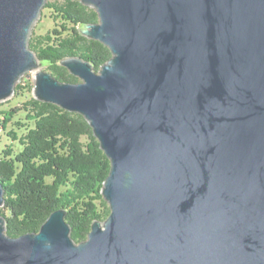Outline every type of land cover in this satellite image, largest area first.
Instances as JSON below:
<instances>
[{"label":"water","instance_id":"95a60500","mask_svg":"<svg viewBox=\"0 0 264 264\" xmlns=\"http://www.w3.org/2000/svg\"><path fill=\"white\" fill-rule=\"evenodd\" d=\"M48 1L0 0V102L33 72L35 99L82 115L111 211L80 243L65 209L19 237L0 212V264H264V0H80L112 58L62 60L79 83L29 47Z\"/></svg>","mask_w":264,"mask_h":264},{"label":"trees","instance_id":"16d2710c","mask_svg":"<svg viewBox=\"0 0 264 264\" xmlns=\"http://www.w3.org/2000/svg\"><path fill=\"white\" fill-rule=\"evenodd\" d=\"M45 8L60 21L54 29L32 38L30 48L47 62L52 75L64 82H78L62 67L68 57L91 62L95 72L112 58L109 48L80 34V27L99 22L94 8L80 0L48 1ZM21 83L16 90H22ZM26 113L27 123L18 122L25 134L10 135L21 150L9 146L0 154V183L5 205L0 210L7 220V234L19 237L40 230L52 212L65 209L76 243L88 239L96 220L105 222L110 214L103 199V183L111 167L88 121L80 114L35 98L11 114ZM32 126H31V124Z\"/></svg>","mask_w":264,"mask_h":264},{"label":"rangeland","instance_id":"374dc122","mask_svg":"<svg viewBox=\"0 0 264 264\" xmlns=\"http://www.w3.org/2000/svg\"><path fill=\"white\" fill-rule=\"evenodd\" d=\"M52 18L53 12L49 10V8H44L41 17H39L37 23L32 29V32H30V41L33 37L36 38L46 34L47 32H52L54 29L61 30L60 26L58 25L60 24V21L55 22ZM81 28L82 27L79 29ZM41 69L47 71V73H51L47 62H42ZM77 80V83L81 82V80L78 78ZM20 83L24 87L22 90L16 91L10 100L3 103L0 102V154H2L5 149H8L9 146H14V150L16 152L21 150V146L18 144V142L13 141L10 135H12L13 132H15L18 137L25 134L26 129H21L17 124L18 122L27 123L26 113L21 111L18 114L12 115L11 111L16 107H21L25 102L34 98L33 91L35 79L33 72L24 76Z\"/></svg>","mask_w":264,"mask_h":264},{"label":"built area","instance_id":"2783aa9c","mask_svg":"<svg viewBox=\"0 0 264 264\" xmlns=\"http://www.w3.org/2000/svg\"><path fill=\"white\" fill-rule=\"evenodd\" d=\"M35 76V75H34Z\"/></svg>","mask_w":264,"mask_h":264}]
</instances>
